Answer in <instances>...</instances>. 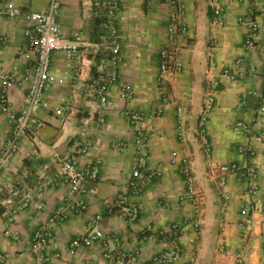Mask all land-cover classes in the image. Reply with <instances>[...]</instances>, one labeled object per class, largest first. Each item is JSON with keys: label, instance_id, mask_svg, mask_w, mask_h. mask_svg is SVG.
Masks as SVG:
<instances>
[{"label": "crops", "instance_id": "0c3cea01", "mask_svg": "<svg viewBox=\"0 0 264 264\" xmlns=\"http://www.w3.org/2000/svg\"><path fill=\"white\" fill-rule=\"evenodd\" d=\"M118 1L115 22L123 54L119 74L121 81L132 84V96L125 100L114 90L105 121L98 119L89 91L99 82L100 63L109 56L107 3L63 0L59 24L70 38L77 31L84 33L83 54L79 59L53 54L57 82L37 111L41 124H34V133L21 139L17 152L0 171V253L6 256L0 264H35L33 232L60 205L66 207L68 217L52 230L49 264H109L102 242L81 244L74 250L71 246L92 230L97 215L101 216L97 227L107 235L121 236L124 248L136 254L138 264L174 241L181 244L182 256L166 264H264V141L259 137L264 130V111H259L264 98L253 94H264V0L255 12L260 30L250 47L244 46L248 23L239 22L248 15V0H219L223 26L214 21L212 0H183V18L189 28V41L180 52L183 69L163 80H159L157 49L160 25L168 23L169 6L165 0ZM8 4L23 10H46L50 0H9ZM27 26L22 17L0 16V36L6 40L0 46V64L3 73L17 78L9 91L15 111L25 104L28 91L22 80L30 58ZM134 28L143 31L138 40L142 46L131 52L127 42L133 37L128 38L126 31ZM226 69L242 74L230 79L223 74ZM215 80L219 84L213 110L205 113V96ZM249 91L247 103L238 106L242 94ZM164 94L170 97L169 103L162 101ZM63 96L74 97L71 113L63 111ZM125 111L140 116L133 121ZM240 119L251 126V132L236 134L234 126ZM138 127L146 131L149 166L159 176L139 199V218L130 221L120 213V206L110 210L127 189ZM10 135L11 125L0 111V146ZM87 139L91 140L89 151L80 154L78 144ZM118 140L127 146L118 149ZM67 156L77 158L82 166L102 159L98 181L87 183L97 186L98 192L84 196L87 209L81 214L70 206V186L60 173L59 161ZM185 156L190 158L197 187L204 194L199 231L191 224L173 230L185 216L193 215V205L182 199L186 183L180 165ZM231 163L256 165V192L249 189L244 171L222 174L220 166ZM26 198H30L29 204L23 207Z\"/></svg>", "mask_w": 264, "mask_h": 264}, {"label": "built area", "instance_id": "2783aa9c", "mask_svg": "<svg viewBox=\"0 0 264 264\" xmlns=\"http://www.w3.org/2000/svg\"><path fill=\"white\" fill-rule=\"evenodd\" d=\"M9 0H0V16L22 17L28 26L25 29V35L28 41V49L30 58L23 72L22 80L27 84L28 91L26 101L19 111H15L11 107L9 96L10 86L17 78L14 74L3 73L0 64V111L7 116V120L11 125V135L6 143L0 146V171L17 152L20 141L23 137L34 133V124H41L37 120V111L45 104L49 91L55 88L57 77L52 70V56L54 53L61 52L67 54L70 58L79 59L83 54L82 47L85 42L83 32L77 31L70 38L62 30L58 17L61 10L63 0H50L49 7L46 10H23L16 6L8 4ZM170 8L168 23L166 26V41L158 52L159 63V80L169 74L178 73L183 69V62L180 58V52L189 41L188 24L183 18L185 11L183 0H165ZM108 7L107 20V45L109 56L100 63L99 82L92 85L89 95L95 100L92 105L94 112L98 113V119L104 122L107 110L110 107V97L116 90L119 97L129 99L133 90L123 81L119 74V66L123 60L122 39L119 28L116 24V18L119 13L118 0H106ZM211 4L214 11V21L217 25L223 26L225 19L223 17V8L219 0H212ZM248 15L239 18V22L248 23V33L244 46L250 47L254 45L257 34L260 30V24L256 20V9L262 6V0H248ZM5 38L0 36V46L5 43ZM240 62L243 59L239 60ZM252 66V70H254ZM224 75L230 79H236L242 72H233L226 69ZM218 81L211 82L207 90L204 103L205 113L213 110L218 89ZM245 92L239 101L238 106L247 103L248 94ZM258 97L264 94L253 91ZM162 101L169 103L170 97L163 95ZM63 111L72 112L75 109L73 96H63ZM179 116L182 117V107H179ZM259 111H264V105L260 106ZM136 121L140 114L137 112H124ZM158 113L159 110H158ZM94 117V116H93ZM236 134L251 132V126L245 120H237L234 126ZM259 137L264 141V130L259 132ZM118 149H124L127 143L118 140L115 143ZM91 146V140L87 139L78 144L80 154H86ZM135 159L132 165L131 177L124 193L119 194L116 198L113 208L120 206V213L130 221H136L140 216V198L147 188L159 176V172L149 166V142L146 131L138 127L134 136ZM240 151H245L240 147ZM102 159L100 157L92 160L88 165L82 166L77 158L63 157L59 161L60 173L64 180L69 184L72 193L71 207L75 213H83L87 209L84 196L96 194L97 186H88L87 183L97 182L100 174V166ZM181 172L186 183V192L182 196L184 201H189L193 205V215L184 217L182 223L175 224L174 231L181 230L183 226L191 224L196 231L201 229L202 213L204 204V194L197 187L196 176L193 172L192 162L188 156L182 158L180 165ZM222 174L232 171H244L247 176L249 189L252 192L258 190V170L256 165L249 164L241 167L236 163L223 164L220 166ZM11 190H13L11 188ZM29 199L23 202V207L29 204ZM64 205L58 206L52 216L37 226L32 235V249L35 251V264H49L51 261L50 241L53 236V228L64 222L68 217ZM247 210L244 209L243 213ZM264 215V203L262 205ZM101 216L97 215L92 224V230L73 241L72 250L83 244L87 246L93 245L95 242H102L105 245L103 256L109 264H138L136 254L124 248L122 237L118 235H107L104 231L97 227V223ZM6 235H12L10 231H6ZM182 256V246L178 241H174L169 248L163 252H159L147 260L144 264H166L179 260ZM6 256L0 253V262L4 261Z\"/></svg>", "mask_w": 264, "mask_h": 264}, {"label": "rangeland", "instance_id": "374dc122", "mask_svg": "<svg viewBox=\"0 0 264 264\" xmlns=\"http://www.w3.org/2000/svg\"><path fill=\"white\" fill-rule=\"evenodd\" d=\"M167 26V25H166ZM166 26L164 25V24H161L160 25V31H159V34H160V38H159V40L161 41L160 42V44H159V48L157 49V50H160V48L164 45V43H165V41H166V35H167V32H166ZM129 29V28H128ZM121 33V32H120ZM126 33H127V35H128V38H130V37H133V39L132 40H130V42H127L129 45H130V49H131V52L132 51H136L137 50V48L136 47H141L140 46V43L139 42H142V41H138V40H141V37H142V33H143V31H142V29L141 28H134V29H132V30H127L126 31ZM165 34V39H164V41H162V37H163V35ZM121 35V34H120ZM136 39H137V41H136ZM144 42V41H143ZM143 46H147L148 47V45L147 44H145V45H143ZM151 47V46H150ZM133 48V49H132ZM152 48H153V46L149 49V51L151 52H153V50H152ZM155 49V48H154ZM148 51V52H149ZM123 83H125V84H127V85H129L130 87H131V89L133 90V86H132V84L130 83V82H127V81H123Z\"/></svg>", "mask_w": 264, "mask_h": 264}]
</instances>
